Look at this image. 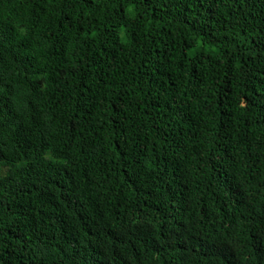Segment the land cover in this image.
I'll use <instances>...</instances> for the list:
<instances>
[{"label":"trees","instance_id":"obj_1","mask_svg":"<svg viewBox=\"0 0 264 264\" xmlns=\"http://www.w3.org/2000/svg\"><path fill=\"white\" fill-rule=\"evenodd\" d=\"M0 264H264V0H0Z\"/></svg>","mask_w":264,"mask_h":264}]
</instances>
